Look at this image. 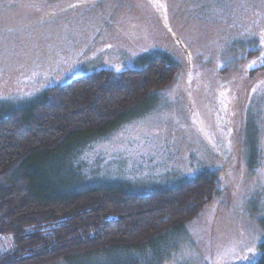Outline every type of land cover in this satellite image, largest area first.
<instances>
[{"label":"rangeland","instance_id":"374dc122","mask_svg":"<svg viewBox=\"0 0 264 264\" xmlns=\"http://www.w3.org/2000/svg\"><path fill=\"white\" fill-rule=\"evenodd\" d=\"M152 54L178 66L173 82L93 135L58 176L41 168V181L146 194L215 171L212 200L128 258L253 264L264 242V0H0L4 107ZM12 247L0 235V254Z\"/></svg>","mask_w":264,"mask_h":264},{"label":"trees","instance_id":"16d2710c","mask_svg":"<svg viewBox=\"0 0 264 264\" xmlns=\"http://www.w3.org/2000/svg\"><path fill=\"white\" fill-rule=\"evenodd\" d=\"M177 71L152 54L132 69H101L47 88L22 106L0 104V235L13 242L0 264H138L129 250L180 227L212 200L221 188L215 171L146 194L41 181V168L58 176L67 157L170 85ZM260 251L253 264H264V242Z\"/></svg>","mask_w":264,"mask_h":264}]
</instances>
